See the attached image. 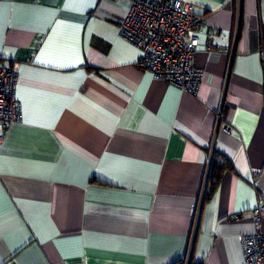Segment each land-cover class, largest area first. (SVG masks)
<instances>
[{"label": "crops", "instance_id": "crops-1", "mask_svg": "<svg viewBox=\"0 0 264 264\" xmlns=\"http://www.w3.org/2000/svg\"><path fill=\"white\" fill-rule=\"evenodd\" d=\"M183 1L203 16L195 93L135 64L129 0H0L22 108L0 125V264H184L236 0ZM240 10L221 113L238 132L215 136L190 264H241L264 197V0Z\"/></svg>", "mask_w": 264, "mask_h": 264}, {"label": "built area", "instance_id": "built-area-1", "mask_svg": "<svg viewBox=\"0 0 264 264\" xmlns=\"http://www.w3.org/2000/svg\"><path fill=\"white\" fill-rule=\"evenodd\" d=\"M203 16L183 0H129L125 16L118 22V35L140 50L135 64L155 77L195 93L203 68L192 63L200 45ZM207 48H210L208 45ZM0 55V125L22 119L16 98L17 69L3 63ZM218 129L226 134L238 132L220 116ZM254 229L240 236L241 264H264V197L251 210Z\"/></svg>", "mask_w": 264, "mask_h": 264}, {"label": "water", "instance_id": "water-1", "mask_svg": "<svg viewBox=\"0 0 264 264\" xmlns=\"http://www.w3.org/2000/svg\"><path fill=\"white\" fill-rule=\"evenodd\" d=\"M240 8H241V0H236L235 29H234L233 43H232L231 52H230V59H229L225 83H224V87H223V91H222V99H221V103H220V106H219L218 111H217V119H216L215 128H214V135H213V139H212L210 149H209V154H208L205 172H204V176H203V180H202V184H201V189H200V193H199V197H198V201H197V205H196L191 235H190V239H189V244H188L184 264H190V262H191L192 249H193L194 240L196 237V232H197V227H198V222H199V218H200L202 205L204 202L205 190H206L207 183H208L209 170H210V165H211V160H212V155H213V149H214V139H215V136L218 132V126L220 123V116L222 113V105H223L224 96H225V92H226V83H227L229 72H230V65H231V61H232V57H233V53H234V48H235L236 41L238 38V30H239V24H240V11H241Z\"/></svg>", "mask_w": 264, "mask_h": 264}, {"label": "trees", "instance_id": "trees-1", "mask_svg": "<svg viewBox=\"0 0 264 264\" xmlns=\"http://www.w3.org/2000/svg\"><path fill=\"white\" fill-rule=\"evenodd\" d=\"M216 151L214 149L213 151V155H212V160H211V165H210V170H209V176H208V183L210 182L211 178H213L215 176L216 173H218L217 169H216ZM226 165V164H225ZM224 165V166H225ZM223 166H219V170L222 169ZM207 183V184H208ZM210 193L209 187L206 188L205 190V196L204 198Z\"/></svg>", "mask_w": 264, "mask_h": 264}]
</instances>
